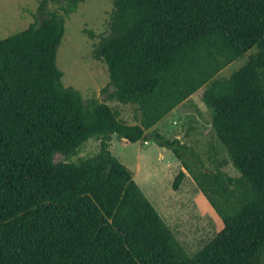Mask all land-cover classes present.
<instances>
[{
  "label": "trees",
  "instance_id": "1",
  "mask_svg": "<svg viewBox=\"0 0 264 264\" xmlns=\"http://www.w3.org/2000/svg\"><path fill=\"white\" fill-rule=\"evenodd\" d=\"M82 2L40 0L33 24L0 39V264H264V0H112L91 52L107 67L105 101L65 87L56 66L65 19ZM203 86L238 176L222 170L219 148L209 144L204 160L153 129ZM107 101L135 106L136 123ZM112 136L169 149L181 167L172 188L188 174L222 231L187 256L111 154ZM90 139L95 154L56 160Z\"/></svg>",
  "mask_w": 264,
  "mask_h": 264
},
{
  "label": "rangeland",
  "instance_id": "2",
  "mask_svg": "<svg viewBox=\"0 0 264 264\" xmlns=\"http://www.w3.org/2000/svg\"><path fill=\"white\" fill-rule=\"evenodd\" d=\"M39 1L0 0V39L21 32L33 24ZM48 7L53 10L56 6L49 4ZM111 11L112 0H84L65 19V33L57 49L56 66L62 72V84L79 91L84 99L105 101L107 98L101 92L109 82L107 67L104 62L94 60L91 52L99 38L108 33ZM254 52L255 49L226 66L214 79L228 78ZM206 87L198 89L153 129L167 139L178 138L192 146L204 160L209 144L219 148V159L225 161L222 170L230 176H238L223 145L211 129L212 111L201 99ZM107 104L117 110L128 124L136 123L135 106L116 101H107ZM98 149L99 141L90 139L78 154L68 159L57 156L56 160L75 162L78 158L95 154ZM110 152L131 171L133 180L155 207L187 256H194L222 231L221 221L188 174L177 190L172 188L181 167L169 149L159 147L150 139L129 143L112 136Z\"/></svg>",
  "mask_w": 264,
  "mask_h": 264
},
{
  "label": "crops",
  "instance_id": "3",
  "mask_svg": "<svg viewBox=\"0 0 264 264\" xmlns=\"http://www.w3.org/2000/svg\"><path fill=\"white\" fill-rule=\"evenodd\" d=\"M125 141V140H124Z\"/></svg>",
  "mask_w": 264,
  "mask_h": 264
}]
</instances>
